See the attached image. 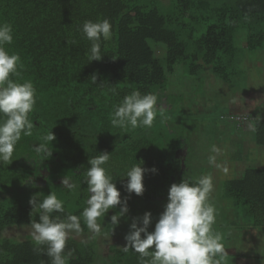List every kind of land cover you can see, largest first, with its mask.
<instances>
[{
	"label": "trees",
	"instance_id": "16d2710c",
	"mask_svg": "<svg viewBox=\"0 0 264 264\" xmlns=\"http://www.w3.org/2000/svg\"><path fill=\"white\" fill-rule=\"evenodd\" d=\"M227 1L212 10V23L195 41V50L189 51L186 37L190 36L183 31L182 17L204 10V0H171L166 14L160 11V0H0V23L11 24L14 34L6 47L18 53L23 64L19 76L11 79L31 81L37 94L29 114L33 134L22 135L11 164L0 165V231L38 221L39 213L29 202L36 193L42 199L52 191L64 202L65 212L54 216L79 217L90 195L84 182L89 157L105 151L110 153L106 167L122 202L127 200L129 211L123 218L133 221L150 211L159 219L163 212L159 204L168 202L169 188L185 177L186 165L172 144L152 137L153 125L113 127L114 106L134 90L156 95L177 63H183L191 76L210 68L216 77L231 82L238 74L232 38L243 21L264 22V0ZM103 19L111 22L113 35L102 42V59L89 62L91 42L81 28L85 21ZM258 37L248 34V48L261 46ZM159 45L165 48L162 57L154 51ZM51 130L56 138L46 143L52 155L37 154L34 147ZM256 143L264 144V121L257 122ZM142 161L145 191L129 194L124 174ZM64 177L76 185L74 190L62 186ZM225 190L245 207L255 226H264V169H246L242 177L227 181ZM81 227L87 235L82 218ZM36 248L32 238L0 237V264H49L43 253L46 246ZM69 250L68 264L96 263L98 245L93 236L87 241L69 238L65 252ZM109 252V264H141L139 253L132 249L125 253L111 247Z\"/></svg>",
	"mask_w": 264,
	"mask_h": 264
},
{
	"label": "clouds",
	"instance_id": "9594fccd",
	"mask_svg": "<svg viewBox=\"0 0 264 264\" xmlns=\"http://www.w3.org/2000/svg\"><path fill=\"white\" fill-rule=\"evenodd\" d=\"M81 31L91 42L87 52L88 61L102 59V42L111 40L113 35L111 22L108 19L88 20L83 23ZM13 39L12 25L0 23V165L12 163L22 135L33 134L34 124L29 114L37 103L36 88L31 81L21 83L11 79L12 76H19L18 68L23 67L20 55L10 53L6 47L12 44ZM91 82H96L95 75L91 77ZM112 91L115 92V89ZM157 104V95L134 90L119 105L114 106L111 125L119 128H150L157 115ZM55 138L51 130L42 138L44 142L34 147V151L42 156H51L52 151L46 142H52ZM211 153L208 163L220 167L217 157L222 154V150L213 145ZM109 160L110 153L107 151L89 157L84 182L90 195L86 201L87 207L79 217L72 214L64 218L53 215L65 212L64 202L55 192L51 191L42 199L40 193L30 198L33 211L39 213L38 221L32 222V239L37 246L34 250L40 251L39 246H46L43 253L49 257V264H68L71 251L65 252L66 242L72 234L82 232L81 218L89 232L98 236L102 232L98 220L109 209L122 205L111 216L113 229L129 211L127 200L122 202L120 189L106 167ZM142 164L143 161L133 165L124 174L129 194L142 195L145 191L143 181L146 169ZM227 170V167L223 168L224 172ZM152 171L157 170L153 168ZM62 186L69 190L76 188L67 177L63 178ZM213 190V178L210 175H202L198 179L184 177L181 182L173 183L168 191V202L154 231H149L153 219L150 211L145 212L142 218H134L122 251L127 253L132 249L139 253L141 264H227L229 254L222 242L223 237L212 227L217 216L215 205L211 202Z\"/></svg>",
	"mask_w": 264,
	"mask_h": 264
},
{
	"label": "rangeland",
	"instance_id": "374dc122",
	"mask_svg": "<svg viewBox=\"0 0 264 264\" xmlns=\"http://www.w3.org/2000/svg\"><path fill=\"white\" fill-rule=\"evenodd\" d=\"M171 0H160V11L166 14L170 11ZM204 10L194 11L190 15L182 17L186 24L187 48L195 50V41L200 38L206 28L212 23V10L221 7L222 1L204 0ZM195 17L194 20H191ZM178 32V30H176ZM256 34L261 41L260 47L248 48V34ZM264 22L255 20L243 21L241 27L235 32L232 44L236 52L235 65L238 70L237 77H233L231 83L222 81L210 72V68L201 71L196 76L187 74L183 63H177L173 73H167V80L162 88H157L158 97L157 115L153 122L152 137L158 142L163 141L176 149L175 155L183 158L186 165L185 178L198 179L202 175H210L213 178L214 190L211 193V202L215 205L217 216L216 223L212 226L215 232L223 235V226L228 225L232 213L226 211L227 204L233 203L225 190V181L230 177L235 179L241 173L224 172L223 168H231L235 157L244 153L241 148L243 141L247 144H255L249 133L241 130L240 134L235 129L238 125L236 113L245 111L248 107L257 105L264 99ZM263 36V38H262ZM164 47H154L156 56L162 57ZM252 89L249 91H245ZM240 102V103H239ZM264 104V101H261ZM162 110V111H161ZM264 110V105L262 106ZM232 117V118H231ZM236 119V120H235ZM225 123L231 124L223 129ZM242 136V137H239ZM222 150L217 157L220 167L210 165L208 156L212 146ZM259 146V144H257ZM250 146V145H249ZM260 147V146H259ZM227 165V166H225ZM216 176V181H215ZM165 204H159L164 211ZM33 207V206H32ZM226 208V209H225ZM35 211V210H34ZM116 211L109 209L104 217L99 218L102 232L95 236L90 232L72 234V238L78 241H87L93 236L98 245V256L95 264H109L111 247L122 248L127 243L125 237L130 231L132 220L120 218L115 228L111 223V216ZM242 215V214H241ZM245 221H249L247 214ZM122 219V220H121ZM158 219L153 218L149 226L152 230ZM0 237H10L18 240L32 238V226H12L0 231ZM223 237V236H222Z\"/></svg>",
	"mask_w": 264,
	"mask_h": 264
},
{
	"label": "crops",
	"instance_id": "0c3cea01",
	"mask_svg": "<svg viewBox=\"0 0 264 264\" xmlns=\"http://www.w3.org/2000/svg\"><path fill=\"white\" fill-rule=\"evenodd\" d=\"M249 90L252 89L245 91ZM257 101V105L248 107L245 111H240V109H238V112L241 114L236 113L235 115L236 119L238 116L244 118L242 121L235 119L238 122L235 129L239 134L242 129L244 132L249 133L253 140L250 142L255 143L254 145L247 144V141L244 140L241 145V148L242 146L244 148L242 149L244 153L242 154L241 152L240 155L235 157L236 160L231 164L230 171L229 168H227V172L229 173H241V175L235 179L242 177L246 169H264V144L259 145V147L256 143L257 122L264 121V110H262L264 104L261 102L264 101V99ZM229 125L231 124L225 123L221 127L225 129ZM229 180H232V178L230 177L227 181ZM227 181H225V183ZM231 200L233 203L230 204L229 202V204H227V209L225 208L226 211L232 213L231 220L227 219L228 225L223 226L222 235V242L229 254L226 258L227 264H264V226H255L249 216V221H245V216L243 215L247 214L245 207L237 204L232 198Z\"/></svg>",
	"mask_w": 264,
	"mask_h": 264
},
{
	"label": "built area",
	"instance_id": "2783aa9c",
	"mask_svg": "<svg viewBox=\"0 0 264 264\" xmlns=\"http://www.w3.org/2000/svg\"><path fill=\"white\" fill-rule=\"evenodd\" d=\"M237 119H239V120H241V121H242L244 118H243V117H241V116H238V117H237Z\"/></svg>",
	"mask_w": 264,
	"mask_h": 264
}]
</instances>
